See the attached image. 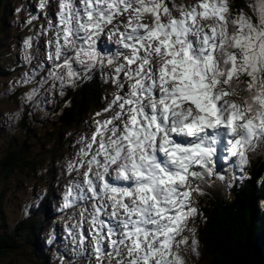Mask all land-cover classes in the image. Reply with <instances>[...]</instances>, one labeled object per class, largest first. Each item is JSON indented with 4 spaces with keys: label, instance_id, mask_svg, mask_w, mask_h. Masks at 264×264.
<instances>
[{
    "label": "snow or ice",
    "instance_id": "1",
    "mask_svg": "<svg viewBox=\"0 0 264 264\" xmlns=\"http://www.w3.org/2000/svg\"><path fill=\"white\" fill-rule=\"evenodd\" d=\"M38 8L47 27L36 39L50 34L51 67L21 99L38 106L49 80L63 96L97 67L115 89L62 166L82 180L66 186L61 210L78 201L91 209L66 229L79 230L74 254L90 264H189L200 256L203 185L250 178L249 153L264 144V0L235 11L231 0H58L54 13L39 0ZM100 41L116 48L101 50ZM32 48L25 37L26 64ZM37 74L22 73L17 84ZM218 157L227 168L218 169Z\"/></svg>",
    "mask_w": 264,
    "mask_h": 264
},
{
    "label": "rangeland",
    "instance_id": "2",
    "mask_svg": "<svg viewBox=\"0 0 264 264\" xmlns=\"http://www.w3.org/2000/svg\"><path fill=\"white\" fill-rule=\"evenodd\" d=\"M6 2L7 1H5V3ZM192 2H195V0H192ZM13 3H15V7L4 22L1 20L5 13L4 4L0 3V59H2L1 61L4 66L8 64L9 68L12 70V72L9 71V73H11L9 77L0 78V151L5 145L7 148L9 147L11 138H17L22 134L19 124L24 116L28 114V123L31 122L30 126H32V158L37 162V168L35 174L32 171V178L12 175L7 179H0V193L3 191L5 192L4 197L0 200L1 206L3 207L0 208V236L10 232L14 228L15 223L23 218V213L29 208L28 206L31 202L32 210L37 212L39 205L44 202L47 197L48 199H55L54 192L49 195L48 188H52V184H57L62 173L68 176L66 168L62 166L66 165L67 161L74 156L75 149L80 147V145L76 143L79 137L90 134L92 129L89 128V125L95 119V113L105 107L104 97L106 95L110 97L115 90L110 82L102 78V70L99 67L90 70L88 72L90 76L94 77L100 85L104 86L107 92L102 95L99 87L93 85L97 90L95 100H100L102 98V103L96 108L93 107L94 110L92 112L89 111L84 115V117L87 116L85 122L83 121L80 125L67 128L64 131H61L62 129L59 123L61 122L60 117L64 114V106L67 100L66 95L69 85L64 86V95L61 96L59 93V82H56V91L53 92L48 90L52 84V81L49 80L44 86V89H42L35 98L37 101H40L38 106H34L32 102L23 101L21 97L29 92L33 86L39 87L38 81L41 77H47L48 72H46V70H49L51 64L48 62L49 64L46 63L43 69H39L37 66L41 61H44V58L37 55V50L40 44H45L47 46L46 42L50 34L40 36L39 40L36 39V32L40 30L41 25L45 28L47 27V21L44 19V12L38 8L39 0H12V4ZM50 3H52L50 11L54 13L58 10V0H50ZM18 8L21 9V11L17 12ZM29 13L32 14V16L39 17L32 22V25L26 23ZM2 27H4V29H2ZM3 33L8 34L6 40H2L4 38ZM28 36L33 37V48L31 52L34 59L31 64H22V42L23 39ZM10 37L12 38L11 41L9 39ZM34 68H36L38 74L34 78L32 84H17L22 73L28 72L31 74ZM77 70L79 71V69ZM103 71L107 73L112 71V69H108L107 71L103 69ZM69 107L71 106L68 105L67 108ZM29 110L30 113L27 112L25 114V112ZM66 111H68V109ZM103 118L104 117H101V119ZM71 174L68 180L56 187V199H58V197L60 200L63 198L65 188L71 181L76 179L82 180V176H78L76 172ZM63 178L65 180V177ZM44 190H46V194L43 195L42 199L37 200V197L40 196ZM84 204L85 203L82 202L78 210ZM49 206L53 209L51 203H49ZM40 210L42 209L38 210L39 214ZM78 210L72 212L71 215L64 220L55 219L57 217L56 213H51L49 221L50 227H43L37 232V235L34 236V246L37 249L38 258L34 256L33 249L32 256L24 250L10 251L0 258V264H44L39 260L43 258V254L37 248L38 242L49 248L48 253H46V264H61L62 260L64 264H90L87 263L89 261L87 255L77 256L73 252V249L79 248V230L72 229L71 232L66 230L71 229V226L79 221L80 216ZM36 212L33 213L34 216ZM38 213L36 216H38ZM202 213L205 218L203 220L208 221V216L205 215V212ZM88 226V223L85 222V230ZM34 229L35 228L32 227L33 231ZM73 234L77 235L76 242L73 241ZM32 235H34V233H32ZM50 237H52L51 242ZM90 244L91 237L86 241V247ZM88 251L91 252L90 247H88ZM205 256L206 254H204L203 247H201L200 256L196 257L199 261L194 262V264H208ZM92 264H94V260Z\"/></svg>",
    "mask_w": 264,
    "mask_h": 264
},
{
    "label": "trees",
    "instance_id": "3",
    "mask_svg": "<svg viewBox=\"0 0 264 264\" xmlns=\"http://www.w3.org/2000/svg\"><path fill=\"white\" fill-rule=\"evenodd\" d=\"M232 1L235 8L249 2ZM0 3L4 4L5 13L1 18L4 22L12 11L11 0H0ZM1 60L0 77H5L9 74ZM96 91L93 85H86L69 94L71 107L67 108L68 111L59 123L61 131L83 122L84 115L98 102V99L95 100ZM27 112L30 113V110L25 114ZM28 118L29 115L26 114L19 124L22 134L11 138L8 148L6 145L1 148L0 179H7L12 175L31 178L32 171L34 174L36 172L37 162L32 158V126L31 122L28 123ZM258 161L254 166L253 179L244 181L243 190L234 200L228 202L223 200L222 196L220 199L214 197V200L205 205L204 212L208 221L202 226L200 237L208 264H264V203L259 204L260 199L264 198V183L257 187L258 173L261 175L264 171V158H259ZM4 195V191L0 193V200ZM0 208H3L1 202ZM41 216L45 217L44 214ZM32 227L35 228L31 205L26 211V216L17 221L10 232L0 236V258L10 251L19 250H24L32 256V249L34 256L38 258L34 246L35 237L32 235L35 231ZM45 257L39 260L45 263Z\"/></svg>",
    "mask_w": 264,
    "mask_h": 264
},
{
    "label": "bare ground",
    "instance_id": "4",
    "mask_svg": "<svg viewBox=\"0 0 264 264\" xmlns=\"http://www.w3.org/2000/svg\"><path fill=\"white\" fill-rule=\"evenodd\" d=\"M104 45V44H103ZM100 48H102V47H100ZM45 56V55H44ZM101 82V81H100ZM84 207H89V210H91L90 209V204H87V206H84ZM47 257V256H46Z\"/></svg>",
    "mask_w": 264,
    "mask_h": 264
}]
</instances>
